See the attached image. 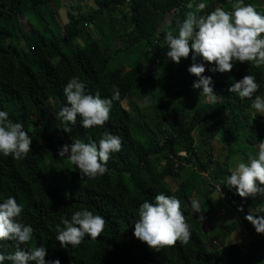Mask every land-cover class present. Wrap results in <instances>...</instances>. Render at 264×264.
Returning <instances> with one entry per match:
<instances>
[{
  "label": "trees",
  "instance_id": "16d2710c",
  "mask_svg": "<svg viewBox=\"0 0 264 264\" xmlns=\"http://www.w3.org/2000/svg\"><path fill=\"white\" fill-rule=\"evenodd\" d=\"M204 1L205 8L196 16L207 15L217 6L230 11L234 2ZM94 3L96 7L88 13L72 3L63 20L62 0H0V110L12 122H20L32 137L31 151L23 159L0 155V200L13 196L22 206L20 220L33 228L26 246L43 244L45 259H58L60 264H255L264 250V234L243 248L227 243L218 231L210 236L203 229V219H198L206 217L209 195L217 187L212 185L202 197L201 213L193 212L191 201L209 182L206 174L226 192L222 179L230 174V155L255 157L264 142V120L250 114L252 99L240 100L227 91L233 80L249 74L259 85L253 98L264 97V65L237 62L230 71L211 72L214 62L198 57L205 64L203 75L212 77L217 97L215 102L204 100L200 90L192 87L196 77L188 73L189 64L170 61L161 45L164 35L176 34L186 14L195 13L200 1ZM123 8L127 12L119 16ZM256 11L264 14V8ZM169 13L173 16L167 22ZM90 26L99 31L105 47L100 56L91 48L95 38ZM140 45L144 52L137 63L112 66L115 59ZM157 61L169 67L168 75L157 68ZM72 76L84 81L87 93L102 98L111 95L113 86L119 89L120 98L112 102L104 125L86 130L77 117L69 132L58 126L54 113L65 104L62 89ZM148 95L153 98L149 111L128 110L123 105L128 97ZM181 96L186 98L181 100ZM104 131L119 136L121 148L110 154L103 175L81 178L67 157L57 155L58 146L71 143L72 138L87 143L98 140ZM218 135L229 145L223 162L222 154L214 152ZM248 149L253 152L247 154ZM168 176L180 179L176 189L168 184ZM157 192L174 195L180 202L190 226L187 243L177 241L153 250L134 237L139 204L145 199L151 203ZM225 199L238 209L248 198L237 196L233 188ZM263 205L261 195L252 212ZM81 208L104 217L101 235L94 240L85 235L75 248L61 247L55 240L60 216L67 218ZM248 212L243 208L238 215L252 230L254 226L244 218ZM15 250L14 242L0 241V251Z\"/></svg>",
  "mask_w": 264,
  "mask_h": 264
},
{
  "label": "clouds",
  "instance_id": "9594fccd",
  "mask_svg": "<svg viewBox=\"0 0 264 264\" xmlns=\"http://www.w3.org/2000/svg\"><path fill=\"white\" fill-rule=\"evenodd\" d=\"M188 8L192 4L187 5ZM199 9L204 3L197 5ZM165 55L173 62L179 63L181 58H188L191 50L193 61L187 68L194 75L192 87L199 89V97L215 102L217 97L212 87V77L203 75L205 64H212L211 72L230 71L237 62H250L254 66L264 65V14L257 12L252 5L243 0H234L231 11L216 8L207 15L196 16L189 12L179 24L174 35L171 31L164 37ZM259 85L252 75H245L233 80L227 91L234 93L240 100L252 99L250 108L256 114L264 116V97L253 94ZM64 106L54 113L58 126L65 132L71 131L70 125L79 123L84 129L102 126L109 119L113 101L120 98L119 89L113 86L110 96L86 92L83 80L77 76L70 77L63 86ZM32 137L26 133L20 122H12L8 113L0 110V155L23 159L30 151ZM121 148L119 136L104 131L96 141L82 142L72 138L71 143L58 146L57 155L67 157L80 177L93 178L103 175L110 154ZM229 175L223 177L222 185L235 189L240 197L264 196V142L259 146L255 157L249 156L247 162L237 161L229 168ZM194 213H201L198 201H191ZM238 211H243L238 206ZM22 206L13 196L0 200V241H12L16 250L11 253L0 251V264H60L57 260H46V249L43 244L35 247L26 246L33 235L31 225L20 220ZM264 208L250 210L245 219L251 222L257 233L264 234ZM137 219L134 222L133 235L145 242L150 249L159 250L172 246L177 241L187 243L190 238V226L186 223L180 210V202L174 195L157 192L150 203L147 199L139 204ZM198 219H203L201 215ZM104 217L95 214L88 208L73 211L69 217L61 215L55 240L61 247L80 245L85 235L96 239L104 228ZM229 242V241H228ZM227 242V243H228Z\"/></svg>",
  "mask_w": 264,
  "mask_h": 264
},
{
  "label": "rangeland",
  "instance_id": "374dc122",
  "mask_svg": "<svg viewBox=\"0 0 264 264\" xmlns=\"http://www.w3.org/2000/svg\"><path fill=\"white\" fill-rule=\"evenodd\" d=\"M201 3L205 4L204 0H198ZM245 4H250L253 6L255 10H263L264 8V0H243ZM75 5L79 9L80 12L88 13L90 12L94 7H96L94 0H62V9H61V15L63 20L66 19V12L67 10L70 9V7ZM217 6V5H216ZM205 8V7H204ZM203 8V9H204ZM217 8H220L217 6ZM212 9V7H211ZM199 8L195 10L194 14H197L199 12ZM231 11V10H230ZM127 10L126 8H123L119 12V16H122V14L126 13ZM173 14L169 13L167 17V22H169L172 18ZM67 21V20H66ZM66 23V22H65ZM60 27V26H59ZM87 27H89L87 25ZM90 26V35L92 38H95L94 42L91 44V48L93 51L98 55L103 54V49L105 48L103 45V42L100 39L99 31L95 29V27ZM175 35V34H174ZM161 45L165 46L164 39L161 40ZM144 52V47L141 45L139 48L135 49L134 51H131L129 54H124L122 57L115 59L113 61V67L120 66L122 64H128L129 66L134 65L139 61V59L142 57V53ZM128 56V57H127ZM170 61H172L170 58H168ZM179 62H183L185 66L188 64L190 65L193 61L191 60V50L189 53L188 58H181ZM157 63V68L164 74L168 75L169 74V67L168 66H163V64ZM188 65V66H189ZM186 98L185 96H181V100ZM204 100H206L205 97H203ZM153 103V98L148 95L144 98H140L138 96H133V97H128L124 102L123 105L125 108L128 110H134V109H146V110H151L148 106ZM250 114L252 115L253 118L255 119H262L264 120V116H261L259 114H256L254 110L250 111ZM152 120V117H150L149 122ZM195 136L198 137L197 132L195 133ZM244 144V140H243ZM245 146V144H244ZM228 143L226 142V139L218 135L216 141L214 142V152L215 154H222L220 155V161L223 162L225 159V156L227 154L228 150ZM252 149L247 150V154H251ZM250 156V155H249ZM243 153H236L232 154L229 157L228 164L229 168L234 167L235 163L237 161L241 162H247V158L249 157ZM252 156V155H251ZM254 157V156H252ZM207 175L208 178V183H206L200 191L196 194L194 200L198 201L199 203L201 202L202 197L208 190H210L213 186H215V190L210 193V205L208 206V211H206L207 215L205 218H203V229L204 231L209 234L210 236H213L216 234V232L220 235H222L225 240L228 243H238L240 244L243 248L247 247L248 243L250 240L253 238L257 237L260 233H257L255 229H248L245 225L241 223V219L238 215L237 208L232 206L231 204L226 202V194L227 192L230 193V189L228 188L227 191H224V188L220 185H218L216 182L210 179L209 175ZM167 182L170 185L172 189H176L179 185L180 179L173 178L171 176L167 177ZM237 196H239L237 194ZM247 201L242 203V207L246 208L247 211H252L255 207L258 206L259 201L261 199V195L257 194L256 196H248ZM264 208V205L262 206ZM255 264H264V250L260 253V258Z\"/></svg>",
  "mask_w": 264,
  "mask_h": 264
}]
</instances>
